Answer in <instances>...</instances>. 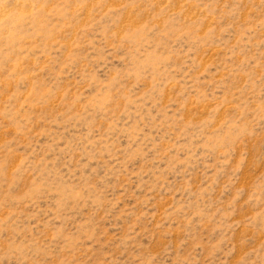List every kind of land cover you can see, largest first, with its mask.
I'll return each instance as SVG.
<instances>
[{
  "label": "rangeland",
  "instance_id": "obj_1",
  "mask_svg": "<svg viewBox=\"0 0 264 264\" xmlns=\"http://www.w3.org/2000/svg\"><path fill=\"white\" fill-rule=\"evenodd\" d=\"M0 264H264V0H0Z\"/></svg>",
  "mask_w": 264,
  "mask_h": 264
}]
</instances>
